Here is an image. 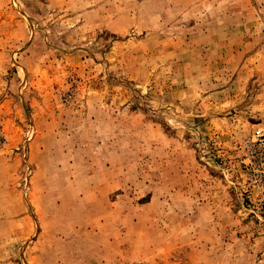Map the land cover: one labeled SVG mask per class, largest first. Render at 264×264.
<instances>
[{"label":"rangeland","instance_id":"374dc122","mask_svg":"<svg viewBox=\"0 0 264 264\" xmlns=\"http://www.w3.org/2000/svg\"><path fill=\"white\" fill-rule=\"evenodd\" d=\"M186 3L0 0V264H86L67 228L93 215L94 264L115 224L151 264H264L238 163L264 124V0ZM222 23L246 40L221 47Z\"/></svg>","mask_w":264,"mask_h":264},{"label":"crops","instance_id":"0c3cea01","mask_svg":"<svg viewBox=\"0 0 264 264\" xmlns=\"http://www.w3.org/2000/svg\"><path fill=\"white\" fill-rule=\"evenodd\" d=\"M187 6L183 7L182 4V9H187L189 8L191 5V3H194L196 0H186ZM198 1V0H197ZM212 1V0H210ZM242 26L237 27L236 25H234V29H239V28H247L249 29L248 31H250L249 25L247 24V20L246 22L241 23ZM250 26H256L254 27V29L256 28V31H252L251 32V36L254 38H256V45L257 43H261L262 40L260 38H264V23L260 22L258 23L257 21L254 24H251ZM230 26H225L223 25V23L221 25H214L213 28H215V30H220L222 32H220V41H215V42H219V45H221V47H223V45L227 44V43H238V39L241 43H243V40L245 39V33H243L242 31H240V34L234 38L229 37V32H226V30L229 28ZM212 29V28H211ZM233 29V27H232ZM212 31V30H211ZM225 31V32H224ZM249 36V35H248ZM248 42V41H246ZM237 53V52H236ZM235 53V56H237V54ZM261 53V49L257 48L256 49V57ZM244 57V56H243ZM250 57V56H247ZM264 57V56H263ZM259 58V56H258ZM257 58V59H258ZM256 76H258V74H256ZM76 202V206H74V203L72 205V212H76L80 217H82L81 214H85L87 210L91 209L92 207H88L85 206L84 202ZM81 213V214H80ZM115 214V213H114ZM95 216H89L86 221L84 222V224H86V228L85 226H83L82 223L77 222V223H68V228H67V236L68 239H66L67 242H69V240L72 238V236H75V241H77V243H80L79 246V250L78 252H80L81 254L84 255L85 257V261L86 264H94L95 260L98 259V256H102V254L104 256H106V252L105 251H100L99 246L96 244L99 242V240H97L98 236L101 237V234L99 232H95L94 229L99 227L101 225L100 220L99 219H95ZM118 222V224L120 225V219H114ZM115 221V222H116ZM132 223V222H130ZM80 224V226H79ZM114 225V223H113ZM116 224L114 226V230H115V234H114V241L112 242V246L114 248V255L112 258V264H131L134 261H145L147 264H151L152 262V248H150V245L148 244V232L146 231V233H144V242L146 243L145 245H142V247L140 249H136L133 247V239L130 238L127 234V230H125V237H122V233H118V230L116 228ZM116 228V229H115ZM72 235V236H71ZM151 240V239H150ZM165 242V241H163ZM170 246H167L165 248H163L166 251H169ZM75 250V248H74ZM135 251H139V252H135ZM101 258V257H100Z\"/></svg>","mask_w":264,"mask_h":264},{"label":"built area","instance_id":"2783aa9c","mask_svg":"<svg viewBox=\"0 0 264 264\" xmlns=\"http://www.w3.org/2000/svg\"><path fill=\"white\" fill-rule=\"evenodd\" d=\"M238 153L242 193L249 204H264V124L253 127L239 142Z\"/></svg>","mask_w":264,"mask_h":264}]
</instances>
